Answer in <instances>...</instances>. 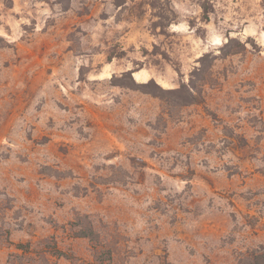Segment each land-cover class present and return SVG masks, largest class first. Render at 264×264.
Here are the masks:
<instances>
[{
	"label": "rangeland",
	"instance_id": "obj_1",
	"mask_svg": "<svg viewBox=\"0 0 264 264\" xmlns=\"http://www.w3.org/2000/svg\"><path fill=\"white\" fill-rule=\"evenodd\" d=\"M213 1L0 0V264H256L264 0Z\"/></svg>",
	"mask_w": 264,
	"mask_h": 264
},
{
	"label": "trees",
	"instance_id": "obj_2",
	"mask_svg": "<svg viewBox=\"0 0 264 264\" xmlns=\"http://www.w3.org/2000/svg\"><path fill=\"white\" fill-rule=\"evenodd\" d=\"M199 4H200V7L202 8V11H203V17L206 20H209L210 14L213 13L215 10L214 1L213 0H200ZM150 6L155 11L158 9V6L156 4H151ZM155 16L159 19V22L154 24V26L161 27L162 29H164L166 27H170L172 24L177 22V15H176V12L172 6H170V7L168 6V8L167 7L166 8L161 7L159 12H157L155 14ZM210 56H211L210 54L204 55L199 60L200 64L204 65V63L210 58ZM197 72H200L199 68L193 73V76H195V74ZM129 74H130V78H131L133 73L131 72ZM132 81H133L132 84L119 83L117 85L129 87V88L144 89L145 91H149L148 89L151 86H156L160 91H162L163 93L165 92V90H163L161 87L157 86V84L154 80L150 81L149 83H144V84L136 83L133 80V78H132ZM194 89H198V90H196V93H200L199 88L194 87ZM155 95H158V94L155 93ZM261 251H262L261 253L253 254V256H252L253 258H255V260H257L256 264H264V248H262ZM55 253L59 254L62 252H59V250H55Z\"/></svg>",
	"mask_w": 264,
	"mask_h": 264
}]
</instances>
